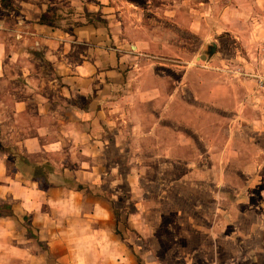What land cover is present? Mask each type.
<instances>
[{
	"label": "crops",
	"instance_id": "1",
	"mask_svg": "<svg viewBox=\"0 0 264 264\" xmlns=\"http://www.w3.org/2000/svg\"><path fill=\"white\" fill-rule=\"evenodd\" d=\"M67 1L76 19L65 0L0 8V204L12 212L0 264H143L104 194L144 193L155 165L182 182L183 161L194 184L215 152L237 204L253 195L264 219V0H144L152 24L108 0ZM221 41L241 50L234 72L203 52Z\"/></svg>",
	"mask_w": 264,
	"mask_h": 264
},
{
	"label": "rangeland",
	"instance_id": "2",
	"mask_svg": "<svg viewBox=\"0 0 264 264\" xmlns=\"http://www.w3.org/2000/svg\"><path fill=\"white\" fill-rule=\"evenodd\" d=\"M108 1L118 4L123 10L138 11L144 15L145 23H155L156 17L147 11L148 4L144 0ZM67 2L65 0V15L68 19H76L79 13ZM181 38L183 49L190 52L186 43L188 38L184 34ZM240 51L229 41H221L217 47L203 50L206 56H216L214 68L233 72L237 67L233 60H237ZM171 75L175 77L179 74L175 72ZM207 158L208 161L204 157L199 158L197 169H208L209 176L193 178V182L197 181L194 184L189 183V177L184 173L195 166L183 161L176 167V172L183 176L182 182L175 184V176H159L155 165L149 170L151 175L142 177L143 181L139 179L144 185V193H127L126 185L121 184L118 186L120 192L104 194L115 207L119 221L128 219L127 231L130 235L127 240L135 247L143 264H264V219L262 215L254 217L253 213L254 201L258 200L252 195L250 208L237 204L238 195L241 196L237 193V178L226 177L224 182L219 172L221 162L217 152ZM232 158L225 163L227 169H236L239 165ZM117 163L121 164V161ZM153 172L156 174L153 175ZM224 185L228 186L225 191ZM239 208L245 214L241 215ZM0 213L2 216L12 215L11 209H0ZM251 222L258 225L262 222L256 226V232L251 230ZM246 232L253 237L247 239L246 235L244 240ZM228 234L234 235L233 239H228Z\"/></svg>",
	"mask_w": 264,
	"mask_h": 264
},
{
	"label": "trees",
	"instance_id": "3",
	"mask_svg": "<svg viewBox=\"0 0 264 264\" xmlns=\"http://www.w3.org/2000/svg\"><path fill=\"white\" fill-rule=\"evenodd\" d=\"M0 8L4 9V10H7V11L12 10V7L10 5V0H0ZM85 15H86L87 18H95L96 21H98L100 23H104L103 20L97 14H88V13H86ZM0 209L10 210V207L8 205L4 204L3 206H0ZM2 215L3 214L0 213V216H2ZM115 216H117V212L116 211H115Z\"/></svg>",
	"mask_w": 264,
	"mask_h": 264
},
{
	"label": "built area",
	"instance_id": "4",
	"mask_svg": "<svg viewBox=\"0 0 264 264\" xmlns=\"http://www.w3.org/2000/svg\"><path fill=\"white\" fill-rule=\"evenodd\" d=\"M262 50L264 51V43H263V45H262Z\"/></svg>",
	"mask_w": 264,
	"mask_h": 264
}]
</instances>
